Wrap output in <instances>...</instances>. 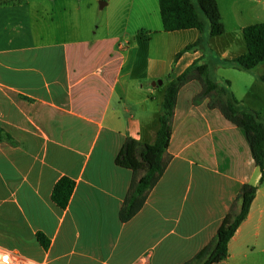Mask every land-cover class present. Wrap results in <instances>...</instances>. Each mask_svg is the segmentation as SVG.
Masks as SVG:
<instances>
[{"label":"crops","instance_id":"obj_1","mask_svg":"<svg viewBox=\"0 0 264 264\" xmlns=\"http://www.w3.org/2000/svg\"><path fill=\"white\" fill-rule=\"evenodd\" d=\"M217 1L226 33L216 38H236L221 48L206 29L165 32L159 0H0V128L15 143L0 146V253L41 264H184L249 184L256 197L218 264H264L261 169L195 81L178 95L167 170L142 210L119 220L133 179L116 164L125 142L154 144L169 82L205 63L206 48L218 62L240 56L230 46L244 49L243 29L264 22V0ZM248 74L250 92L262 75ZM62 177L76 183L66 209L51 198Z\"/></svg>","mask_w":264,"mask_h":264},{"label":"trees","instance_id":"obj_2","mask_svg":"<svg viewBox=\"0 0 264 264\" xmlns=\"http://www.w3.org/2000/svg\"><path fill=\"white\" fill-rule=\"evenodd\" d=\"M161 20L165 32L197 29L203 33L209 23V36L216 38L226 33L221 10L217 0H159ZM247 52L234 59L222 60L219 64L241 72H252L264 64V22L249 25L243 29ZM201 37L178 53L198 50L203 46ZM264 83V75L261 77ZM195 81L202 86L198 96L209 98V108L218 109L230 123L244 135L250 146L253 159L261 169V184L264 182V118L242 102L229 89L230 81L221 85L215 80L207 63H194L180 76L167 85L159 116V129L154 144H141L128 139L116 158V164L133 172V179L125 202L120 210L122 223L131 221L144 207L150 192L157 186L167 170L171 157L167 154L172 137V121L181 88ZM11 137L0 128V146ZM76 183L69 177H62L54 186L52 201L61 209H66L75 190ZM258 191L257 186L245 184L233 202L214 239L184 264H218L229 256V242L247 218ZM43 248L50 245L47 237L37 233Z\"/></svg>","mask_w":264,"mask_h":264},{"label":"rangeland","instance_id":"obj_3","mask_svg":"<svg viewBox=\"0 0 264 264\" xmlns=\"http://www.w3.org/2000/svg\"><path fill=\"white\" fill-rule=\"evenodd\" d=\"M193 1L196 3V0H193ZM157 5H158V3H157ZM150 8H151V10H153L152 5L150 6ZM105 11L106 10H103L101 13H105ZM154 16L155 15H150L149 17L151 19H153ZM135 17H136L135 15H131V19L135 18ZM156 17H157V15H156ZM131 28H132V26H131ZM100 30H102V28ZM206 30L209 32L208 21H207ZM95 31H96V29H95ZM145 32L146 31H141L140 36H143L145 34ZM129 38H131V37H129ZM207 39H210L209 35L207 36ZM242 39L243 40H240V42L244 44V47H245L244 49H243V47H239V45H235L234 48H232L230 46V49L235 54L243 55L247 52L246 43L244 41V38H242ZM130 40L132 41V39H130ZM235 40H236L235 36L232 33H230L225 37L214 38L213 39V45L220 47V48L226 47L227 44L229 45V43H232ZM205 51L207 54V57L205 58V63L208 64L213 78L215 80H217L219 83H221V85H226L225 81H227V80H230L231 82H233L234 85L232 86L231 91L235 94V96L239 99H242L245 96V100H247L248 102H254V104L256 106H258L259 108H261V110L264 113V83L262 82V80L257 82L255 86H250L249 88H252V90L250 92H248L246 90L247 85L245 84L247 82L242 81L240 78V75H249L248 73H250L253 76L254 75H257V76L262 75L263 76L264 75V64H261L257 68H255L254 72H241V71L235 70L233 68H225L222 66L220 67V64L217 60L216 54H213L212 52H210L208 48H206ZM148 82H152V80L148 81Z\"/></svg>","mask_w":264,"mask_h":264},{"label":"built area","instance_id":"obj_4","mask_svg":"<svg viewBox=\"0 0 264 264\" xmlns=\"http://www.w3.org/2000/svg\"><path fill=\"white\" fill-rule=\"evenodd\" d=\"M6 1H15V0H6ZM0 264H41L33 260L26 259L19 255L3 254L0 253Z\"/></svg>","mask_w":264,"mask_h":264},{"label":"water","instance_id":"obj_5","mask_svg":"<svg viewBox=\"0 0 264 264\" xmlns=\"http://www.w3.org/2000/svg\"><path fill=\"white\" fill-rule=\"evenodd\" d=\"M105 5H106V2L105 1H101V3H100L101 8H103V6H105ZM162 83H163V81H158V84L162 85ZM153 85L156 86L157 83H154Z\"/></svg>","mask_w":264,"mask_h":264}]
</instances>
